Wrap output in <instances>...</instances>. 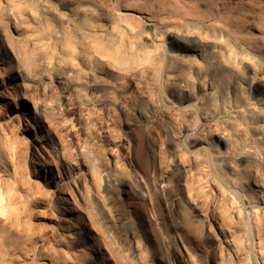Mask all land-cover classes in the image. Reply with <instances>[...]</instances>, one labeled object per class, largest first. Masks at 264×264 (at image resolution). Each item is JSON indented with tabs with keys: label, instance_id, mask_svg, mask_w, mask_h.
<instances>
[{
	"label": "rangeland",
	"instance_id": "rangeland-1",
	"mask_svg": "<svg viewBox=\"0 0 264 264\" xmlns=\"http://www.w3.org/2000/svg\"><path fill=\"white\" fill-rule=\"evenodd\" d=\"M263 62L264 0H0V264H264Z\"/></svg>",
	"mask_w": 264,
	"mask_h": 264
},
{
	"label": "bare ground",
	"instance_id": "bare-ground-1",
	"mask_svg": "<svg viewBox=\"0 0 264 264\" xmlns=\"http://www.w3.org/2000/svg\"><path fill=\"white\" fill-rule=\"evenodd\" d=\"M124 15L123 16V18L126 20V21H129V22H133L134 23V21L136 20L135 18H134V20H131V19H133L132 17H134V16H129L130 15V13H128V12H126V11H124V12H122V13H120V16H122V15ZM124 20V21H125ZM137 21V20H136ZM139 23H141V22H139ZM128 24H132V23H128ZM135 24H137V22L135 23ZM134 24V25H135ZM139 25V24H138ZM141 26H142V24H140ZM132 26V25H131ZM136 26V25H135ZM138 27H140V26H138ZM142 28V27H141ZM83 31V30H82ZM87 34H88V31L86 32ZM85 33V34H86ZM80 34H81V32H80ZM85 34H83V32H82V37H83V35H85ZM65 40H67V41H70V40H72L73 38H75V35L74 34H72V33H68V34H66L65 35ZM103 48H104V50H106V51H108L109 52V50H111V49H109L110 47L108 46V45H105V44H103V46H102ZM264 63V62H263ZM201 134V133H200ZM72 198V197H71ZM73 200V199H72Z\"/></svg>",
	"mask_w": 264,
	"mask_h": 264
}]
</instances>
